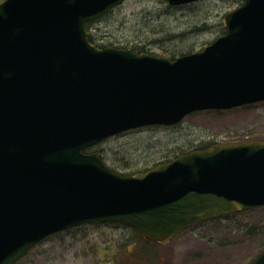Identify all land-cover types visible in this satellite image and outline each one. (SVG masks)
<instances>
[{
    "label": "water",
    "instance_id": "1",
    "mask_svg": "<svg viewBox=\"0 0 264 264\" xmlns=\"http://www.w3.org/2000/svg\"><path fill=\"white\" fill-rule=\"evenodd\" d=\"M122 1L0 2V264L82 223L121 222L167 241L264 205V140L215 144L129 175L85 152L129 129L263 101L264 0H243L225 14L224 34L174 60L90 42L86 23ZM251 264H264V251Z\"/></svg>",
    "mask_w": 264,
    "mask_h": 264
},
{
    "label": "rangeland",
    "instance_id": "2",
    "mask_svg": "<svg viewBox=\"0 0 264 264\" xmlns=\"http://www.w3.org/2000/svg\"><path fill=\"white\" fill-rule=\"evenodd\" d=\"M242 3L123 0L87 26L98 48L142 50L174 60L224 34L225 14ZM252 140H264V101L194 111L174 125L129 129L88 152H101L110 168L129 175L192 150ZM137 230L120 222L82 223L48 236L16 264H250L264 251V205L194 223L167 241H148Z\"/></svg>",
    "mask_w": 264,
    "mask_h": 264
},
{
    "label": "trees",
    "instance_id": "3",
    "mask_svg": "<svg viewBox=\"0 0 264 264\" xmlns=\"http://www.w3.org/2000/svg\"><path fill=\"white\" fill-rule=\"evenodd\" d=\"M89 39H90V41L93 43V40H92V38L91 37H89ZM140 51V53L141 52H143L142 50H139ZM201 147H203V146H201ZM206 147V146H205ZM137 231H139V232H141L140 230H137Z\"/></svg>",
    "mask_w": 264,
    "mask_h": 264
},
{
    "label": "flooded vegetation",
    "instance_id": "4",
    "mask_svg": "<svg viewBox=\"0 0 264 264\" xmlns=\"http://www.w3.org/2000/svg\"><path fill=\"white\" fill-rule=\"evenodd\" d=\"M202 222V221H201ZM198 223H200V222H198Z\"/></svg>",
    "mask_w": 264,
    "mask_h": 264
}]
</instances>
